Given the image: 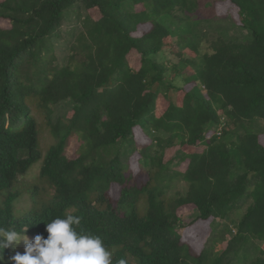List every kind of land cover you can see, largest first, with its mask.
Returning a JSON list of instances; mask_svg holds the SVG:
<instances>
[{
    "label": "trees",
    "instance_id": "1",
    "mask_svg": "<svg viewBox=\"0 0 264 264\" xmlns=\"http://www.w3.org/2000/svg\"><path fill=\"white\" fill-rule=\"evenodd\" d=\"M76 5L87 10L84 30L69 62L50 70L44 54ZM198 11L213 18H197ZM221 17L247 34L239 39L222 30L210 52L201 51V24ZM165 49L177 61L160 62ZM26 66L33 70L23 80ZM64 103L69 111L55 118ZM35 113L56 140L44 156ZM261 122L264 0H0L2 227L28 226L26 235L47 238L46 223L71 213L82 218L79 230L103 239L113 264H235L248 247L257 250L250 264H264ZM221 126V135L212 132ZM74 134L82 144L71 158ZM140 139L146 144L132 160L148 165L146 178L134 176L122 157L126 146L136 155ZM175 153L185 164L178 173L170 168ZM40 161L39 179L53 194L40 200L38 185L27 188L34 206L18 215L20 178ZM177 175L187 186L169 196ZM112 185L121 188L117 199ZM186 206L197 211L187 224L178 214ZM245 206L236 234L214 254L201 230ZM2 255L0 264H12L11 248Z\"/></svg>",
    "mask_w": 264,
    "mask_h": 264
},
{
    "label": "rangeland",
    "instance_id": "2",
    "mask_svg": "<svg viewBox=\"0 0 264 264\" xmlns=\"http://www.w3.org/2000/svg\"><path fill=\"white\" fill-rule=\"evenodd\" d=\"M216 9H214V12ZM222 15L223 12L221 11ZM226 14H230L233 17V13L231 10H227ZM197 18L200 19H211L213 16L211 14L205 12V11H198L195 14ZM224 16V15H223ZM87 17V10L82 6V5H76L73 8L69 9L64 17V24L62 28V33L61 37L59 39L54 40L51 42V51L49 53L44 54L46 57V64L48 65L49 69L51 70L54 67H62L65 66L69 62V58L72 55V45L76 42L78 36L80 33L84 30V21L85 18ZM223 20L221 21H208L204 22L200 26V30H202V38L200 40V49L203 52H210L209 50V45L210 41L216 39L219 35L223 34L225 29L229 30V35H232L236 38L242 39L246 33H242L241 30L235 29L232 27L230 24V21L226 20L228 17H221ZM230 18V17H229ZM224 30V31H222ZM222 31V32H221ZM167 49L165 51L160 53V56L158 57V60L160 62H175L177 59L173 58L170 56L167 52ZM30 68L33 70V67L30 66ZM32 70L27 69V66L24 68L22 71L21 75L23 77V80H26V74L28 73L31 75ZM184 76L190 75V72H187L186 70L183 72ZM172 76V75H171ZM177 84L183 86L184 83L182 82L181 79L177 80ZM171 96L174 101L177 100V93L176 92H171ZM70 105L68 103L62 104L60 107L56 108L54 111V116L55 118L57 116H63L65 115L69 109ZM36 114V113H35ZM38 117L39 121V126H40V142H41V149L43 156L47 153L48 149L50 146L55 144L56 140L53 137L50 128L47 126V122L44 121V118L41 114H36ZM223 127H217L212 130L213 133H217L219 131H223ZM225 128V127H224ZM264 128V122H261V124L256 127L257 131H263ZM153 134V133H152ZM153 137V136H152ZM146 140V139H145ZM145 140L141 141L137 140L136 141V155H133V150L130 148V146L123 147L122 150V157H123V162L126 165H129L130 170L132 171L134 176L137 177H144L146 178V174L148 173V165L144 162L142 163V166L139 163L138 158V164L136 160H132V158H137V154L142 150L143 146L146 144ZM147 145H151V139L149 142H147ZM81 140L77 135H72V137L69 140L67 149H66V155L73 158L76 155L79 154L80 149H81ZM156 152H159V149L154 145L152 153L156 154ZM139 157V156H138ZM172 164L170 166L171 171L178 173L180 171L185 170V164L182 163L181 161V156L180 154H174L172 158ZM42 166V161H40L38 164L33 166L31 170L24 176L23 178H20L25 185L22 189V196L15 202V211L16 213L19 214H24L27 213L31 210V208L34 206L33 200L30 196V193L26 191L27 188H32L34 185L39 186V193L38 197L40 200H48L51 198L53 194V190L45 183H43L39 179L40 175V169ZM169 187L167 189V194L169 196H174L177 195L178 193H183L185 191V187L187 184L183 181H181L180 176H175L170 183H168ZM120 191L121 188L118 185H112L110 189V196L114 199L119 198L120 196ZM247 207L245 206L242 211L235 213L232 217H229L225 220H214L210 224H208V228L201 230L206 232V238L205 242H208V246L211 249V251L214 254H217L220 251L225 250L227 246V241H229L233 236L236 234L237 226L239 223L240 218L244 213L247 212ZM178 214L181 217V220L183 223L187 224L197 217V211L194 210L192 206H186L182 207L178 210ZM186 229L181 230V234L185 235ZM198 234L195 237V241L199 239L200 235V229L196 230ZM211 235V236H210ZM29 240H33L35 236L32 235H27ZM261 245V244H260ZM13 254H15V251H19L23 253L24 251V244L21 242L20 245L16 247L15 250L11 249ZM257 250L248 247L246 250H244L240 255H238L237 260L235 261V264H250L251 261L254 259V252Z\"/></svg>",
    "mask_w": 264,
    "mask_h": 264
},
{
    "label": "clouds",
    "instance_id": "3",
    "mask_svg": "<svg viewBox=\"0 0 264 264\" xmlns=\"http://www.w3.org/2000/svg\"><path fill=\"white\" fill-rule=\"evenodd\" d=\"M82 218L66 213L46 223L47 238L36 235L29 240L23 230L0 226V262L3 250H15L23 242V253L15 251L10 257L12 264H113V253L103 239L90 232L79 230ZM116 264H127L124 258Z\"/></svg>",
    "mask_w": 264,
    "mask_h": 264
},
{
    "label": "built area",
    "instance_id": "4",
    "mask_svg": "<svg viewBox=\"0 0 264 264\" xmlns=\"http://www.w3.org/2000/svg\"><path fill=\"white\" fill-rule=\"evenodd\" d=\"M218 134L221 135L222 134V131H219Z\"/></svg>",
    "mask_w": 264,
    "mask_h": 264
}]
</instances>
